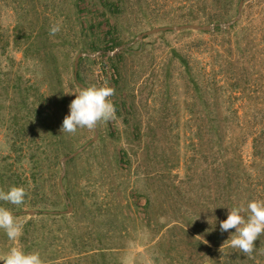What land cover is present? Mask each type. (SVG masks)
I'll use <instances>...</instances> for the list:
<instances>
[{"label": "rangeland", "instance_id": "374dc122", "mask_svg": "<svg viewBox=\"0 0 264 264\" xmlns=\"http://www.w3.org/2000/svg\"><path fill=\"white\" fill-rule=\"evenodd\" d=\"M188 7L187 0H0L1 165H28L6 147L11 128L36 124L34 111L10 107L19 101L26 49L43 72L56 68L59 78L48 81L61 83L67 115L80 91L73 79L82 52L91 56L80 83L114 88L116 109L94 130L64 133L60 165L87 144L65 163L66 196L61 165L40 187L45 198L15 211L24 222L18 241L0 229V256L15 244L38 251L44 264H264V235L249 258L221 249L235 229L220 231L228 208L264 200V145L254 144L264 129V0H247L235 26L221 32L140 37L163 26L226 23L238 13L191 20ZM57 22L61 30L50 36ZM32 73L24 71L23 83Z\"/></svg>", "mask_w": 264, "mask_h": 264}, {"label": "trees", "instance_id": "16d2710c", "mask_svg": "<svg viewBox=\"0 0 264 264\" xmlns=\"http://www.w3.org/2000/svg\"><path fill=\"white\" fill-rule=\"evenodd\" d=\"M187 1L190 6V9L189 7L188 9L192 14L190 16L191 20H197L199 16H204L207 18V21H217L222 15V10H233L234 13H236L240 0ZM203 12H205L206 15H201ZM217 32H221V30L217 29ZM25 51L26 55L24 54L22 62L18 64L19 66L17 68L21 85L15 88L18 91H16V95L19 96V101L17 104L10 103V107L12 109H30L34 111L36 119L31 121H34L36 124L34 127L31 125L30 127L23 125L19 127L16 125L15 128H11L9 139L12 143L6 145V147L8 146L9 152L16 153L20 158H24L28 161L27 166L18 167L19 170L25 173H20L17 170L18 168L11 169V164L9 163L0 164V189L7 191L11 186H23L27 191L25 202L21 206H14L0 201V206L8 208L12 212L20 211L26 206L35 207L38 201L45 198V193L40 187L49 177L55 176L58 178L61 172L60 158L65 154V152L62 151L63 144L66 140L65 134L60 131L62 124H57L55 119L59 116L57 110L59 106L63 108V117L65 118L67 115L65 112L67 98L61 87V83H59L58 88H55L52 83L48 81V78H51L50 80L52 81V77L56 78V75L57 78H59L58 74H56L57 70L55 68L54 70L43 72V66L36 63L31 64L29 62L27 49ZM127 52L128 51L122 50L121 54ZM53 60L55 59L53 58ZM82 62L83 58L79 61L77 76L73 79L79 89L81 88L76 82L85 83L80 74ZM183 63L186 64L185 67L189 66L184 59ZM29 68L32 69L34 74L32 73V79L29 80V78H26L23 83L22 75L24 71ZM37 74L42 76V78H37ZM196 87L198 92H201V88L198 84ZM6 88L3 89L6 91ZM34 128L36 131H32ZM28 136H31L32 142H35L33 146L28 147ZM255 137L258 139L256 138L254 140V144L256 147L259 145L261 148V145H264V141H262L264 140V129L261 131L259 130L258 135ZM68 194L70 195V193Z\"/></svg>", "mask_w": 264, "mask_h": 264}, {"label": "clouds", "instance_id": "9594fccd", "mask_svg": "<svg viewBox=\"0 0 264 264\" xmlns=\"http://www.w3.org/2000/svg\"><path fill=\"white\" fill-rule=\"evenodd\" d=\"M60 30L61 22H57L51 25L49 35L55 36ZM114 94L115 89L107 84L81 88L69 105L70 113L65 116L60 131L75 135L78 129L94 130L101 122L115 119L116 109L110 99ZM26 195L23 186H11L7 191L0 189V201L14 206L23 205ZM23 227L24 222L18 220L10 209L0 206V229L10 241H18L23 235ZM231 229L235 232L221 249L227 244L251 258L256 250L255 241L264 235V200L255 199L247 202L246 206L241 204L228 208L227 219L220 222V231L223 233ZM0 261L3 264H44L38 251L25 252L15 244L0 256Z\"/></svg>", "mask_w": 264, "mask_h": 264}, {"label": "water", "instance_id": "95a60500", "mask_svg": "<svg viewBox=\"0 0 264 264\" xmlns=\"http://www.w3.org/2000/svg\"><path fill=\"white\" fill-rule=\"evenodd\" d=\"M247 0H240L239 1V5H238V13H237V16L232 19L231 21L229 22H226V23H211V24H206V25H200V24H196V23H189V24H184V25H175V26H163V27H157V28H154V29H151L149 31H146L145 33H142L140 35V37L144 36V35H147V34H152V33H156V32H160V31H168V30H173V31H181V30H187V29H192V30H195V31H204V32H211V31H215L217 28H220V29H226L228 28L229 26H231L232 24H234L235 22H237L239 19H240V16H241V12H242V7L244 5V3L246 2ZM121 49L123 50V48L121 47ZM120 50V49H119ZM112 54V53H110ZM88 56H91L90 54L88 53H79L77 55V57L75 58V61H74V69H75V78L77 76V70H78V65H79V61L81 58H84V57H88ZM78 86L80 88H86V86L80 82H77ZM96 139V137H95ZM94 140V139H93ZM87 146L84 145L83 147L79 148L77 151H75L74 153H72V155L68 156V157H63V159H61V165H62V172H61V176H60V185H61V189H62V193L66 196V190L63 186V183H62V180L66 174V168H65V163L77 156L80 152L83 151V149ZM66 202L69 204L70 203V199L68 197H66ZM69 209H71V207H69ZM38 211L37 210H25V211H22L21 213H27V214H31V215H34L36 214ZM14 215L18 214V212H14L13 213Z\"/></svg>", "mask_w": 264, "mask_h": 264}]
</instances>
